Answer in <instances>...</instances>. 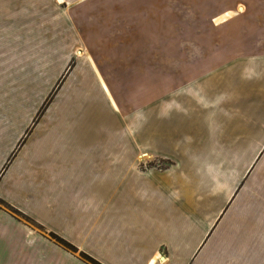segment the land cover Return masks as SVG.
<instances>
[{
	"label": "crops",
	"instance_id": "obj_1",
	"mask_svg": "<svg viewBox=\"0 0 264 264\" xmlns=\"http://www.w3.org/2000/svg\"><path fill=\"white\" fill-rule=\"evenodd\" d=\"M84 1L0 0V200L30 221L0 206V264H89L79 253L100 264H264V0L209 23L218 31L214 41L235 32L258 50L233 59L240 70L229 88L210 89L224 98L208 120L219 141L260 143L254 180L246 154L193 148L195 123L186 138L191 149L158 155L172 161L164 168L139 169L142 157L158 152L150 136L132 134V121L120 132L118 89L121 78L129 84L135 77V48L126 52L135 40L123 38L120 26L107 38L90 35L95 28L86 23L75 26L68 11L85 13ZM128 14L135 16L133 4ZM73 47L82 54L33 123ZM85 113L109 120L88 135L79 125ZM237 117L242 123L232 128ZM197 173L204 176L199 184ZM238 181L248 190L232 231L229 219L218 217Z\"/></svg>",
	"mask_w": 264,
	"mask_h": 264
},
{
	"label": "rangeland",
	"instance_id": "obj_2",
	"mask_svg": "<svg viewBox=\"0 0 264 264\" xmlns=\"http://www.w3.org/2000/svg\"><path fill=\"white\" fill-rule=\"evenodd\" d=\"M253 1L255 0H85L81 3L85 13H76L71 16L70 10L68 11L67 16L71 17L75 26L86 23L88 27L95 28V30H88L93 37H103V35L106 38L111 37L115 32L114 28L120 26L124 28L120 30L124 31L126 36L123 38L127 39L130 35L131 41L135 40V47L126 49V52L128 50L131 52L135 48L137 54L135 77L129 79V84L127 78H121L118 90L120 117L125 121L120 125V132L128 133L126 128L132 121V126L135 125L133 129H130L132 134L142 137L150 136L152 148L148 149L158 152L151 158L142 157L139 163L140 170L159 169L172 164L170 159L158 156L161 153L164 155L167 151L168 154L174 155L178 149H191L193 143L186 138L192 134L191 130L195 123L200 138L193 148L226 151L231 149L243 153L242 157L246 154L248 176L252 180L256 178L254 166L258 152L257 146L260 143L219 141L217 136L209 133L213 131H209L208 122L209 115L217 113V109L213 110L215 103L222 102L224 98L222 91L215 93L210 89L229 88L233 79L236 80L235 74L240 70V63L233 59L258 52L253 41L240 39L235 32L229 31L231 36L225 40L223 38L214 41V35L218 34V31L211 30L209 23L219 24L227 19L235 18L239 13L246 11L240 4L253 5L254 3H251ZM79 4L73 3V5ZM132 4L136 9L135 16L128 14V7ZM98 7L104 9L99 10ZM223 11L227 13H221ZM244 22L248 20L245 19ZM253 22H257L256 19L253 18ZM130 25L133 27L131 31H128L127 26ZM253 29H256V24H253ZM80 50H82L80 47L72 50L61 77L69 65L75 64L74 58L77 57L76 53H81ZM130 70H132V63H130ZM61 77L57 78L52 89L53 97L58 90L54 88ZM87 104L89 110L97 113L96 107L89 102ZM83 119L84 121L79 125L84 126V131L88 135L103 130L106 120H109L88 113L84 114ZM240 123H242L241 119L235 118L232 128ZM218 125L224 128L223 118H220L217 127ZM31 126L25 130L24 135L30 133ZM106 130L110 132L109 128ZM203 178L204 176L201 177V174H198L194 181L199 184ZM240 184L241 182L238 181L231 196L232 199L235 195L234 200L232 199L230 203V199L223 206L218 217L219 219L224 215L226 220L229 219L227 225L232 231H238L241 195L248 190V185L244 184L242 188ZM247 198L248 196H245L243 201ZM218 206L217 204L216 210ZM10 209L8 211L11 215L21 218L15 214L16 209Z\"/></svg>",
	"mask_w": 264,
	"mask_h": 264
},
{
	"label": "trees",
	"instance_id": "obj_3",
	"mask_svg": "<svg viewBox=\"0 0 264 264\" xmlns=\"http://www.w3.org/2000/svg\"><path fill=\"white\" fill-rule=\"evenodd\" d=\"M71 68H72V65H69L68 68H67V71L63 74V76L61 77V79L59 80V82L56 84V86H55V88H54L55 90H56L57 88H59L60 84L63 82L64 78L66 77L68 71H69ZM53 92H54V90L49 94L48 98L45 100V102H44L43 106L41 107V109L39 110V112H38V114H37L36 119H35L34 122H36V121L41 117V115L43 114V112H44V110H45L47 104L50 102V99L53 97V96H52V93H53ZM5 167H6V165H5ZM5 167L3 168V170L5 169ZM0 206H3V207L6 208L7 210H11V209H10L11 207H9L8 205H6V204H5L3 201H1V200H0ZM15 214H16L17 216H20L21 218L27 220L28 222H30L29 219H27V218H26L25 216H23L21 213H19V212L16 211ZM50 237H51V238H52L57 244H59L60 246H62V247L65 248L66 250L71 251V252H76V248H75L74 246H72L71 244H69V243L66 242L65 240L61 239V238L58 237L57 235H54V234L51 233V234H50ZM79 256H80V258H81L83 261H85V262H87V263H89V264H100V263H98L97 261H95L94 259H92L91 257H89L88 255L84 254V253H79Z\"/></svg>",
	"mask_w": 264,
	"mask_h": 264
}]
</instances>
